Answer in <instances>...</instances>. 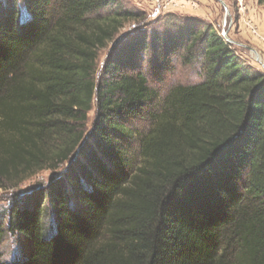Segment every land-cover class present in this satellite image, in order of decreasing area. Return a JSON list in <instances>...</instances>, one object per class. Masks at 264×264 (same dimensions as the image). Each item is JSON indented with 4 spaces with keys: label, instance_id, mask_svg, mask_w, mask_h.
Here are the masks:
<instances>
[{
    "label": "trees",
    "instance_id": "16d2710c",
    "mask_svg": "<svg viewBox=\"0 0 264 264\" xmlns=\"http://www.w3.org/2000/svg\"><path fill=\"white\" fill-rule=\"evenodd\" d=\"M144 19L128 0H0V189L64 170L12 205L28 253L0 264H264V74L196 20L118 38ZM175 58L203 80L161 99Z\"/></svg>",
    "mask_w": 264,
    "mask_h": 264
},
{
    "label": "rangeland",
    "instance_id": "374dc122",
    "mask_svg": "<svg viewBox=\"0 0 264 264\" xmlns=\"http://www.w3.org/2000/svg\"><path fill=\"white\" fill-rule=\"evenodd\" d=\"M133 11L144 15V21L131 24L127 31H123L119 39L133 31L129 36H135L140 31L166 35L178 30L181 25L175 23L181 20H196L213 27L223 38L228 37L233 50L250 66L254 73L264 74V1L262 0H162L165 9H155V0H128ZM197 10V13L194 11ZM182 20V21H184ZM185 22V21H184ZM136 28L134 29V27ZM139 28V31L136 29ZM142 29V30H141ZM256 30L259 36L253 34ZM137 33V34H136ZM226 33V37L224 34ZM263 39H262V37ZM259 37V38H258ZM114 47V43L100 53L98 62V76L103 71L104 63ZM261 57V63L256 61V55ZM203 80L200 65L185 66L179 59L174 60V72L165 77L164 82L155 87L161 99L168 91L177 85H193ZM91 113L89 125L94 120ZM63 168L57 171L44 170L32 175L24 176V180L4 184L0 189V227L6 231L0 244V257L6 263H13L22 259L28 253L27 241L17 234L7 232L10 220V209L15 203L20 207L29 205L28 197L40 189H46L56 178L63 175ZM18 181V182H17ZM18 183V184H16ZM16 184V185H15ZM30 195V196H29ZM71 198H73L71 196ZM72 202L75 200L71 199ZM45 225L52 234L56 222V215L47 207ZM52 228V229H51Z\"/></svg>",
    "mask_w": 264,
    "mask_h": 264
},
{
    "label": "built area",
    "instance_id": "2783aa9c",
    "mask_svg": "<svg viewBox=\"0 0 264 264\" xmlns=\"http://www.w3.org/2000/svg\"><path fill=\"white\" fill-rule=\"evenodd\" d=\"M153 6H154L155 9H160L161 6H162L163 9L166 8V6L163 5V1L162 0H155ZM256 31H257V29L256 30L253 29V34H256L257 36H259L258 33H256ZM262 39H263V37H262Z\"/></svg>",
    "mask_w": 264,
    "mask_h": 264
},
{
    "label": "water",
    "instance_id": "95a60500",
    "mask_svg": "<svg viewBox=\"0 0 264 264\" xmlns=\"http://www.w3.org/2000/svg\"><path fill=\"white\" fill-rule=\"evenodd\" d=\"M224 36L226 37V33L224 34ZM225 40L228 43H232L233 44V42L228 37H226ZM255 55H256V61L259 62V63H261V57L259 56V54L256 53Z\"/></svg>",
    "mask_w": 264,
    "mask_h": 264
},
{
    "label": "crops",
    "instance_id": "0c3cea01",
    "mask_svg": "<svg viewBox=\"0 0 264 264\" xmlns=\"http://www.w3.org/2000/svg\"><path fill=\"white\" fill-rule=\"evenodd\" d=\"M195 12L197 13V10H196V11H194V13H195Z\"/></svg>",
    "mask_w": 264,
    "mask_h": 264
}]
</instances>
